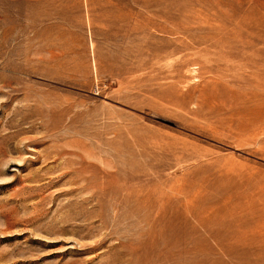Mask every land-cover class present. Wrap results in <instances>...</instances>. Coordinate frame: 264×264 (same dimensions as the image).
<instances>
[{
  "label": "rangeland",
  "instance_id": "1",
  "mask_svg": "<svg viewBox=\"0 0 264 264\" xmlns=\"http://www.w3.org/2000/svg\"><path fill=\"white\" fill-rule=\"evenodd\" d=\"M0 264H264V0H0Z\"/></svg>",
  "mask_w": 264,
  "mask_h": 264
}]
</instances>
